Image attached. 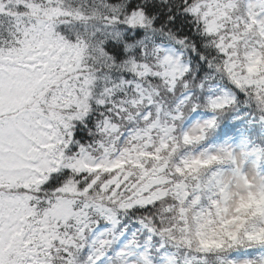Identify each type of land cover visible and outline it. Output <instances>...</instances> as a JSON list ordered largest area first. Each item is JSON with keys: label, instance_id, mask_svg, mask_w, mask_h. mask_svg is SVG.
Segmentation results:
<instances>
[{"label": "snow or ice", "instance_id": "6c2138e0", "mask_svg": "<svg viewBox=\"0 0 264 264\" xmlns=\"http://www.w3.org/2000/svg\"><path fill=\"white\" fill-rule=\"evenodd\" d=\"M0 264H264V0H0Z\"/></svg>", "mask_w": 264, "mask_h": 264}]
</instances>
